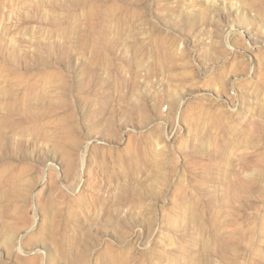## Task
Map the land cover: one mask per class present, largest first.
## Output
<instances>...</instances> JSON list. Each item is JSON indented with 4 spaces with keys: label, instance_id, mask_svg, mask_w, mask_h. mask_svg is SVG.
Instances as JSON below:
<instances>
[{
    "label": "rangeland",
    "instance_id": "1",
    "mask_svg": "<svg viewBox=\"0 0 264 264\" xmlns=\"http://www.w3.org/2000/svg\"><path fill=\"white\" fill-rule=\"evenodd\" d=\"M0 264H264V0H0Z\"/></svg>",
    "mask_w": 264,
    "mask_h": 264
}]
</instances>
